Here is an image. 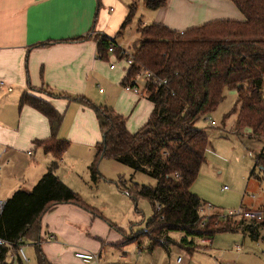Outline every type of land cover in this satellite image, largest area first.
<instances>
[{
  "label": "trees",
  "instance_id": "16d2710c",
  "mask_svg": "<svg viewBox=\"0 0 264 264\" xmlns=\"http://www.w3.org/2000/svg\"><path fill=\"white\" fill-rule=\"evenodd\" d=\"M230 1L245 21H216L185 32L159 24L138 28L140 37L131 55L134 65L123 86L137 87L133 80L142 71L152 73L154 79L145 83L143 94L155 108L149 122L137 133H129L126 119L110 107L96 106L86 98L57 96L96 113L102 141L89 167L93 186L103 179L99 171L103 160H113L157 182L155 187L135 184L127 188L121 180L117 184L134 203L142 198L153 207L154 216L146 231L133 237V241L148 238L149 250H169L173 244L170 234L175 233L182 235L179 245L190 252L200 248L201 240H213L219 233L242 231L256 241L262 237L264 220L249 223L237 214L233 217H239V222L228 217L204 218L200 210L206 202L191 190L209 151V136L197 123L217 110L227 89L238 93L239 105L233 110L237 113L236 131L250 129L255 138H264V0ZM145 4L156 11L167 0H145ZM135 11V7L131 8L122 31ZM98 40L99 56L105 59L110 44L117 43L105 37ZM25 106L49 120L50 139L35 144L53 161L32 191L19 190L7 201L0 215V240L8 244L25 240L41 226L42 218L59 205H74L103 217L57 176L71 146L58 136L63 116L47 101L28 93L20 100V108ZM256 167L264 174V153L258 155ZM7 253L8 248L0 247L3 261ZM36 253L37 264H51L41 248L37 247Z\"/></svg>",
  "mask_w": 264,
  "mask_h": 264
},
{
  "label": "crops",
  "instance_id": "0c3cea01",
  "mask_svg": "<svg viewBox=\"0 0 264 264\" xmlns=\"http://www.w3.org/2000/svg\"><path fill=\"white\" fill-rule=\"evenodd\" d=\"M131 4L130 0H0L1 200L7 202L23 187H35L53 161L35 144L50 139L49 120L32 107L20 108L24 93L47 101L63 116L58 136L71 146L57 176L80 196V181L87 171L91 182L89 167L102 132L93 109L58 94L112 108L126 119L131 134L149 122L155 106L143 94L145 79L142 85L141 80L136 82L141 94L128 91L123 83L130 68L117 62L116 56H99V38L114 40L126 49L121 41L122 26ZM216 21L243 22L245 17L230 0H167L156 11L145 4L139 27L159 24L185 32ZM113 64L115 69H111ZM87 213L91 212L70 204L54 207L25 238V247L31 243L36 251L41 248L51 264H74L76 250L97 253L95 264H129L126 249L138 242L133 241L136 235L125 240L126 235L121 237L111 230L113 226L103 224L93 230L99 219L108 220ZM148 246L139 248V256L144 250L157 249Z\"/></svg>",
  "mask_w": 264,
  "mask_h": 264
},
{
  "label": "rangeland",
  "instance_id": "374dc122",
  "mask_svg": "<svg viewBox=\"0 0 264 264\" xmlns=\"http://www.w3.org/2000/svg\"><path fill=\"white\" fill-rule=\"evenodd\" d=\"M130 1L131 5L136 7L135 16L122 32L121 41L128 52L132 53L140 37L138 34L139 17L143 11L145 0ZM143 78L140 77L138 80H141L140 85L144 83ZM238 105L237 91L227 89L225 99L217 110L197 123V127L204 130L209 136V151L206 154L205 165L201 168L200 174L191 188L192 193L206 202L203 206L204 212L201 213L204 218L215 216L223 219L228 217L234 222H239L240 218H234L233 214L239 212L242 207L245 208L243 209L245 211L264 213V174L260 168L256 167L258 155L264 153V138H255L250 129L236 131L237 113H234L233 110ZM212 122H215L216 125H212ZM0 163L3 161L0 160ZM99 171L103 179L100 180L97 187L90 182L88 171L80 181L83 193L81 197L84 202L96 209L110 222L109 224L108 221L99 219L94 224L93 230L103 225L113 226L110 227L111 230L121 237L126 235L125 240L144 233L147 223L154 216L151 203L142 198L134 203L131 198L118 189L117 184L121 180L127 188H131L135 184L155 187L157 182L143 173H135L114 161L103 160ZM33 188L30 185L23 187L25 191H32ZM87 214L95 217L92 213ZM47 230L45 228L46 232ZM88 233L87 237L92 238L93 232L92 234ZM47 235L49 237V234L46 233L45 236ZM261 235V239L256 241L242 231L219 233L213 238V244L201 245L195 252H190L179 245L182 235L175 233L170 234L173 244L169 246V250L163 247L157 248L153 252L144 250L143 256H139V248L150 244L148 238L142 237L140 241L128 245L126 254H128L129 264H264V229L261 231ZM27 245L24 250L31 260V264H35L36 248L31 243ZM237 246L240 250H237ZM72 248L81 249L77 246H72ZM179 259H181L180 262H178Z\"/></svg>",
  "mask_w": 264,
  "mask_h": 264
},
{
  "label": "built area",
  "instance_id": "2783aa9c",
  "mask_svg": "<svg viewBox=\"0 0 264 264\" xmlns=\"http://www.w3.org/2000/svg\"><path fill=\"white\" fill-rule=\"evenodd\" d=\"M111 42H113L111 40ZM120 51V52H119ZM119 52V56H118ZM108 54L112 56H116L117 62L124 63L127 67L132 68L134 65V61L132 60V53L128 52V50L123 49L116 45L114 42L110 44ZM111 69H115V65H111ZM140 77H144L145 81L148 82L152 79H154L152 73L150 72H144L137 76L133 80L134 83H136ZM161 84V83H159ZM3 83L0 82V86H2ZM125 88L128 91H133L136 94H141L138 87H131V86H125ZM1 149V144H0ZM29 155H32V153H28ZM6 201H3L0 199V215L3 214L6 206ZM204 212V208L200 210V213ZM239 215L240 217L244 218L245 220L249 222H262L264 220V213L260 211H245L241 209L239 212L234 213ZM212 243V240L206 239L201 240L200 244L203 246H208ZM0 247H6L8 248V253L4 257V261L0 257V264H31V260L27 256L25 252V244L24 239H20V241L16 244H8L0 240ZM74 264H95L97 260L99 259V256L93 252L86 251V250H76L74 252ZM181 259L178 260L180 262Z\"/></svg>",
  "mask_w": 264,
  "mask_h": 264
}]
</instances>
